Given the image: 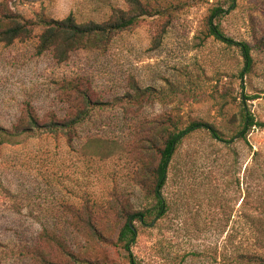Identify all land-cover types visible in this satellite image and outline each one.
Segmentation results:
<instances>
[{
	"label": "rangeland",
	"instance_id": "rangeland-1",
	"mask_svg": "<svg viewBox=\"0 0 264 264\" xmlns=\"http://www.w3.org/2000/svg\"><path fill=\"white\" fill-rule=\"evenodd\" d=\"M136 1L0 0L25 20L72 15L79 24L168 8L62 63L36 54L38 31L0 43V129L26 127L29 116L67 122L86 98L137 100L91 111L66 133L0 138V264H264V128L242 136L244 113L264 124V0ZM210 23L227 42L210 35ZM239 44L252 59L242 78ZM144 89L156 96L142 99ZM193 122L224 141L205 129L181 139L160 192L164 213L131 219L125 252L116 240L129 215L156 204L143 164L155 167L158 152L141 140ZM162 143L159 134L155 148ZM80 221L102 239L77 229Z\"/></svg>",
	"mask_w": 264,
	"mask_h": 264
},
{
	"label": "trees",
	"instance_id": "trees-1",
	"mask_svg": "<svg viewBox=\"0 0 264 264\" xmlns=\"http://www.w3.org/2000/svg\"><path fill=\"white\" fill-rule=\"evenodd\" d=\"M131 2L137 4L136 0H131ZM167 11L168 8H153V10H151L143 8V6H137V12L133 16H120L117 19H110L104 23L90 21L79 24L72 15H68L62 20H53L46 17H40L35 21L25 20L10 12L3 4H0V43L4 46H11L16 42H26L33 38L35 31H38V33H36V54L42 55L43 53L50 52L58 63H62L74 52L105 48L114 33L124 31L134 26L138 19L142 17L159 15L164 12L167 13ZM219 11L221 10H213L211 18ZM209 33L216 39L224 40L218 28L211 23L209 24ZM224 41L227 42L228 40ZM261 44L262 42L257 44V46ZM262 45H264V40ZM239 47L244 58V67L240 73V77L242 78V76L251 69V48L247 44H239ZM138 93L141 94L142 99L156 96V92L152 89L140 90ZM242 99L248 100L251 98L242 96ZM135 101H137L136 97L116 98L112 102H91L89 98H86L84 99V107L76 110L75 114L67 122L50 121L47 124L40 125L29 116L28 125L26 127L19 129L17 126H14L11 131L0 129V138L3 139L2 143H13L12 141L16 138H35L43 134L66 133L84 123L89 118L91 111L130 105ZM243 122L244 128L242 136H244L245 131L254 126L264 128V124L255 122L248 113L243 114ZM171 128L172 129L169 130L168 128H163L162 131L159 130V132L158 129L155 128L153 136L141 140L144 144L145 151L152 150L158 152L157 155L159 160L155 167H151V164V166L143 164L144 172L147 174V181L144 186L149 195L155 198L156 204L151 209H144L143 211L129 215L127 219L128 222H132L131 219H138L139 222H144V220L151 215L152 210H155L156 215L164 213L165 204L160 198V192L165 184L166 175L176 146L186 134L205 129L210 134L211 138L217 141H224L221 134L215 128L201 122H193L184 130L177 129L175 124L171 123ZM159 134L160 139L163 138V143L160 148H155V139L159 140ZM128 222L121 228L116 240V245L124 249L125 252H129L130 246L135 240V233L129 228ZM76 228L89 231L92 233L93 237L99 240L102 239L100 235L96 234L94 227L89 222L84 223V221H80L76 225ZM51 236L52 235L46 231L42 233L43 239H46V237L48 239ZM129 264H135L131 258Z\"/></svg>",
	"mask_w": 264,
	"mask_h": 264
},
{
	"label": "water",
	"instance_id": "water-1",
	"mask_svg": "<svg viewBox=\"0 0 264 264\" xmlns=\"http://www.w3.org/2000/svg\"><path fill=\"white\" fill-rule=\"evenodd\" d=\"M128 225H129V228L133 231V233H135L131 221L128 222Z\"/></svg>",
	"mask_w": 264,
	"mask_h": 264
}]
</instances>
